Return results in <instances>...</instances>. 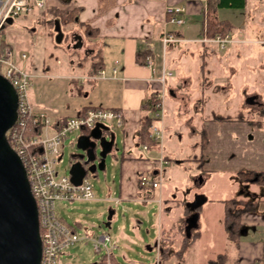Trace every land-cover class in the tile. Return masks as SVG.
<instances>
[{
	"label": "crops",
	"instance_id": "0c3cea01",
	"mask_svg": "<svg viewBox=\"0 0 264 264\" xmlns=\"http://www.w3.org/2000/svg\"><path fill=\"white\" fill-rule=\"evenodd\" d=\"M205 1L72 0L69 4L71 7L80 8V11L75 16L74 23L67 29L68 33L63 30L62 44H54V49L62 51V56L70 59L68 63L62 65V83L64 85L65 81L69 82L67 87L65 86L63 95L69 94L70 100L65 99L67 102L62 108L61 119L75 117L85 108L121 111L123 125L119 128L122 136L120 162L123 171L118 183V200L125 202L123 203L125 208L129 205L134 206L135 203L147 204L154 200L155 189L141 188L137 180L138 176L144 173L151 178L155 176L154 161L158 151L155 147L143 150L136 138L143 106L159 88L157 79L163 69L171 73L166 81L164 117H169L171 114L172 118L175 114L185 115L189 127L188 133L193 137L189 147L192 154L186 159L196 162L197 169L202 166L204 152L208 151L210 140L206 130L202 128V132L198 133L195 126L193 127L195 118H197L196 125L199 123L202 127L205 122L226 124L227 121L219 119L221 117L234 119L229 121L234 123L242 121L240 119L242 113L248 111L247 120H250L251 124L260 127L264 122V0H244V5L235 9L242 12L240 15H236L231 20L222 19L233 26L232 32L229 33L232 42L224 49H220L215 43L198 42L204 35L202 30ZM167 6L184 9V13L181 14L184 20L182 25L168 22V15L165 13ZM223 9L229 8H220L217 11ZM197 31H200L198 37L195 36ZM6 32L9 34L13 32L6 30L4 38L14 51L15 64L27 72L25 60L20 58L21 54L26 55V53L20 51L14 42L7 41ZM165 33L174 35L177 40L168 44L163 51L161 39ZM191 42L195 45H188ZM165 54L168 55L167 62H170L168 68L165 64L166 60L165 62L163 60ZM43 55L35 54L29 65L38 67ZM137 55L140 63L137 62ZM195 55L198 62L194 61ZM147 59L151 60L150 66L147 65ZM99 70L105 71V78L90 79ZM113 70L115 73L112 72ZM243 71L248 72L247 80L249 78L251 81L250 90L242 79ZM30 76L31 79L32 75ZM34 76L41 77L42 74L35 72ZM98 88L102 91L93 93ZM184 91H188V94L194 97V101L187 104L186 109L181 113L180 105L184 99L186 100V95L181 98L179 93ZM249 98L252 99L250 103L246 102ZM223 111L231 114L223 115ZM259 118L263 122L259 121ZM164 120L162 122L163 155L169 166L171 152L165 145V137H169V140L172 138L170 133L174 124L171 125L169 122L166 126ZM166 133L169 135H165ZM88 134L89 132L75 134L71 144L87 137ZM114 136L116 143V135ZM175 138L181 137L177 135ZM132 149L134 152L128 153ZM180 162L177 160L176 164ZM134 171L138 174H134ZM200 176L204 181L206 173H201ZM198 179L199 174H196L189 177V182L184 183L183 188L181 185L163 190L161 183L160 188L157 189L158 198L155 199L157 203L159 202L155 230L157 237L152 245L144 244L147 251L154 250L156 253V264L171 256L182 261L189 250L194 252V248L198 249L208 228L207 213H210L212 208L216 211L215 219L219 225V237L222 238L221 246L219 252L199 264H218L217 256L223 254L227 247L223 217L224 201L228 199L209 201L205 197V203L198 209L196 226L190 229L188 237L183 236L184 228L187 226L186 219L190 215L186 204L198 194L195 189L199 184ZM235 200H245V198L238 197ZM249 200H259V203L252 210L242 212L240 216V225L245 229V233L239 235L237 248L230 251V260L237 259L238 264H260L263 254L264 199L253 195ZM215 202L219 205H215ZM235 210L242 211V206L237 205ZM129 212L132 213L127 226L140 232L142 223L140 218L143 212L138 211L140 215H136L134 210ZM78 223L74 222V225ZM112 223L110 220V229L114 226ZM173 229L180 239L177 250L170 249L175 242V239L169 235ZM250 233L261 237L257 239L251 237L252 239L248 240ZM102 234L106 233L101 232L100 235ZM196 234L184 253L178 255L177 252L184 241L190 242L191 236ZM107 235L109 242L106 245L111 255L115 248L120 249L121 240L130 239L124 233L119 234L118 231L114 234L113 230ZM124 257L127 258L126 255ZM94 264H98V260Z\"/></svg>",
	"mask_w": 264,
	"mask_h": 264
},
{
	"label": "rangeland",
	"instance_id": "374dc122",
	"mask_svg": "<svg viewBox=\"0 0 264 264\" xmlns=\"http://www.w3.org/2000/svg\"><path fill=\"white\" fill-rule=\"evenodd\" d=\"M49 5L50 3L47 2L43 12L44 15L42 14L43 16L29 15L13 19L9 28L6 29L13 33L9 34L6 32L5 36L8 42H14V45L27 55L25 66L27 65V72L32 75L28 87V98L32 110L43 112L52 121H55L62 118V108L70 100L69 94L67 96L63 95V91L69 82L65 81L64 85L62 83V65L68 63L70 59L62 56V51L54 49V35H50V26L47 24L50 16L45 14ZM241 13L240 10L223 9L217 11V16L221 20H231ZM198 32L200 31H197L196 37L199 36ZM188 45L194 46L195 44L191 42ZM38 53L44 54V58L42 56L40 58L39 66L29 65L33 61L34 55ZM167 56L165 54L163 60L164 62L166 60L165 64L168 68L170 62H167ZM194 61L198 62L197 55H195ZM35 72H39L42 76H34ZM242 74V79L250 90L251 81L249 78L247 80L248 72L243 71ZM97 91L101 92L102 90L98 88L93 93ZM179 94L181 98L184 94L186 95V100L184 99L180 105V112L183 113L182 110H185V106L194 101V97L190 96L188 91L180 92ZM222 114L227 115L231 113L223 111ZM170 116L164 117L166 126L169 125V122L171 125H174L170 133L172 138L169 140V137H165V145L171 152V155L169 156V166L165 165L164 168L162 179L163 190L174 186L181 187V185V188H183L189 182L190 176L199 174L201 182H198L197 186L193 185L198 195L207 197L209 201L218 199L230 200L238 197L249 200L253 195L264 199V186L257 184L252 178L244 181L241 174L245 172H264V122L261 118H259V121L263 123L260 127L256 124H251L250 120H247L249 117L248 111L242 113L240 117L245 122L235 121L234 123L226 122V124L205 122L202 127L199 123L196 125L197 118H195L193 127L195 126L198 133L202 132V128L206 130L210 140V147L208 151L204 152L202 166L197 169L196 162L186 159V157L192 154L189 147L193 137L188 133L189 127L186 124L185 115L175 114L174 118H172V114ZM106 126L116 135V151L106 156L104 170L90 171L89 168L86 169V176L92 184L94 199L91 201L56 203V212L64 223L74 225V222H79L74 227L82 238V241L72 245L66 253L60 256L59 262L60 264H94L99 257L105 255V251L101 248L100 256L99 252L93 250L91 242L84 239L85 236L90 235L94 239H97L101 232L108 234L113 230L114 234H117L118 231L119 234L124 233L130 237V239L125 238V241L121 240L119 242L120 249L115 248L114 252H112L113 257L116 258L119 264H156V253L154 250L147 251L144 244L151 243L152 245L157 237L155 230L157 229L158 217V203L156 201L158 190L155 189L156 192L153 197L154 200L156 199L155 202L153 200L147 204L135 203L134 206L129 205L128 208H125L123 204L125 202L123 201L115 203V200L118 199V183L123 171L120 162L122 136L119 128L113 127L110 123ZM165 135L168 136L169 134L166 133ZM177 135L181 138H175ZM74 136L75 134H72L63 141L61 148L62 159L55 166V170L59 176L68 175L74 161L72 156L82 153L80 149L76 148V144H71ZM193 136L198 137L199 135ZM130 152H134V149L128 151V153ZM177 160L181 161L180 164H176ZM97 163L98 159H95L92 165L96 166ZM204 172L206 173V177L203 181L200 174ZM134 174L137 175L138 172L134 171ZM143 177H147L149 180L153 179L149 175H145V173ZM214 204L219 205L217 202ZM129 207L131 210H134L136 215H140L138 211L143 212V216L140 218L142 222L140 232L127 226L129 216L132 213L129 212L131 211ZM214 209L212 208L210 213H207L206 226L208 228L198 249L194 248V252H190L189 250L182 261H178L175 256H171L159 264H199L200 262L207 261L208 258L219 252L222 238L219 237V225L217 219H215L216 211ZM109 210L114 212L111 219L114 226L111 229L105 226ZM220 228L223 229V227ZM169 235L175 239L170 249L177 250L180 239L176 230L173 229ZM183 236L186 237L185 232ZM251 237L257 239L261 236H254V234L250 233L248 240L252 239ZM125 255L127 258L124 257Z\"/></svg>",
	"mask_w": 264,
	"mask_h": 264
},
{
	"label": "built area",
	"instance_id": "2783aa9c",
	"mask_svg": "<svg viewBox=\"0 0 264 264\" xmlns=\"http://www.w3.org/2000/svg\"><path fill=\"white\" fill-rule=\"evenodd\" d=\"M47 5L46 0H0V40L9 27L7 21L29 15H42ZM168 22L182 25L184 20L181 14L182 7L165 8ZM176 37L165 33L161 39L163 51L168 44L176 42ZM199 43H215L220 49H224L232 40L229 34L216 35L208 39L205 34L198 40ZM14 51L5 48L0 54V76L4 78L17 95L16 118L12 126L5 132V138L19 158L25 171L30 193L36 204L38 232L40 239L39 264H60L62 254L77 242L82 241L78 233L72 232L60 221L56 212V203L73 201H91L94 199L93 188L90 180L85 175L79 184H73L70 175L59 176L55 170L57 163L61 162L63 141L72 134L91 132L93 129L106 126L109 123L113 127L121 128L122 113L118 109L88 108L82 114L75 117L52 121L43 112L32 110L28 98L30 74L19 68L14 62ZM21 60L26 59L25 54L20 55ZM147 65L151 60L147 59ZM115 73V70L112 71ZM171 73L161 71L157 79L159 88L153 92L155 102L152 105L153 125L150 128L149 137L155 142L158 157L155 159V176L149 180L139 175L137 184L141 188L159 189L162 183L163 171L168 161L163 155L164 129L162 122L165 115L166 81ZM105 78V71L99 70L90 79ZM109 129V128H108ZM143 150L146 145L141 146ZM119 200L116 199L115 203ZM159 203V202H158ZM92 244L95 252L104 249L106 257L109 256L107 243L109 236L100 235L97 239L85 236ZM107 264L108 258H107Z\"/></svg>",
	"mask_w": 264,
	"mask_h": 264
},
{
	"label": "water",
	"instance_id": "95a60500",
	"mask_svg": "<svg viewBox=\"0 0 264 264\" xmlns=\"http://www.w3.org/2000/svg\"><path fill=\"white\" fill-rule=\"evenodd\" d=\"M7 22L10 24L11 20ZM61 39L62 33L57 29L56 43H60ZM251 101L249 98L246 102ZM16 107L17 95L14 89L0 76V264H39L41 249L36 204L22 163L5 138V132L15 121ZM75 144L82 153L72 156L74 161L68 175L73 184L80 183L87 168L90 171L104 170L106 156L116 151L115 136L104 126L93 129L87 137L78 139ZM95 159H98V163L93 166ZM198 182H201L200 178ZM205 201L204 196L197 194L186 204L190 211L184 228L186 237L190 229L196 226L198 209ZM112 215L113 211L109 210L106 227H109ZM244 233L245 229L240 228L239 235Z\"/></svg>",
	"mask_w": 264,
	"mask_h": 264
},
{
	"label": "trees",
	"instance_id": "16d2710c",
	"mask_svg": "<svg viewBox=\"0 0 264 264\" xmlns=\"http://www.w3.org/2000/svg\"><path fill=\"white\" fill-rule=\"evenodd\" d=\"M50 3L47 12L45 14L49 15V21L47 24L50 26V35H54V44H56V30L59 29L61 33L67 31L73 23L75 16L80 11V8L71 7L69 4L72 0H46ZM244 5V0H206L205 1V12H204V28L203 33L208 39H212L216 35L224 36L232 32L233 26L227 20H220L217 16V10L220 8H229L236 9L240 8ZM44 15V14H43ZM42 15V16H43ZM65 29V30H64ZM64 30V31H63ZM68 32V31H67ZM4 35V33H2ZM63 35V34H62ZM5 48H10L8 43L6 42L4 36L0 40V54H2ZM141 56V55H140ZM137 62L139 61V55H137ZM97 65V64H96ZM155 102L153 96H151L146 104L143 106V115L140 117L139 129L137 132V143L139 145H146L147 148L154 147L155 142L149 137L150 128L154 123V120L151 116L152 114V105ZM86 109H83L79 114H82ZM220 120L224 121H234L229 117H221ZM244 181L251 179L254 172L249 173H241ZM257 184L264 186V172L258 173ZM259 203V200H227L224 201L225 212L223 217L224 228L226 229V240L227 247L223 254L218 255L216 262L218 264H238L237 259L233 261L230 260V251L237 248L238 240H239V231L241 228L240 225V216L242 212L250 211ZM237 205L242 206V211H236L235 207ZM60 221L65 224L72 232H76L74 225H68L64 223L63 220ZM196 235H192L190 242L184 241L180 250L177 252L178 255H182L187 247L192 243L193 239H195ZM263 254L260 260V264H264V244H263ZM107 258L109 264H119L116 261V258L113 255H102L98 259V264H107Z\"/></svg>",
	"mask_w": 264,
	"mask_h": 264
},
{
	"label": "flooded vegetation",
	"instance_id": "af4514ba",
	"mask_svg": "<svg viewBox=\"0 0 264 264\" xmlns=\"http://www.w3.org/2000/svg\"><path fill=\"white\" fill-rule=\"evenodd\" d=\"M66 33H68V32H66ZM55 38H56V37H55ZM60 43L62 44V39H61V42H60ZM60 43H59V44H60ZM103 134L105 135V133H103ZM245 173H249V172H245ZM258 175H259L258 173H255V174L253 175L252 179H253V180L255 179V181H257ZM255 181H254V182H255ZM250 201H252V200H250Z\"/></svg>",
	"mask_w": 264,
	"mask_h": 264
}]
</instances>
